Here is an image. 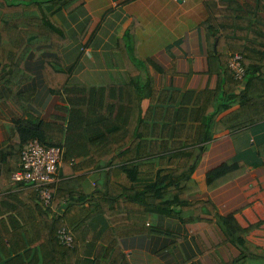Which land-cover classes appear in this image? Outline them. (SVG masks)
<instances>
[{
  "label": "trees",
  "instance_id": "obj_1",
  "mask_svg": "<svg viewBox=\"0 0 264 264\" xmlns=\"http://www.w3.org/2000/svg\"><path fill=\"white\" fill-rule=\"evenodd\" d=\"M82 4L0 0V71H7L8 100L18 113L13 133L0 149V264H129L124 243L141 242L149 233L150 215L195 220L202 213L212 214L226 238L244 253L241 264H249L257 257L246 239L250 228L239 226L232 214L217 213L210 201L188 196L196 189L191 174L214 134L225 129L236 133L264 121V21L249 12H264V0H245L244 9L236 0H203L207 16L200 26L209 42V71L215 67L219 84L214 90L182 93L179 102V91L153 90L150 81L145 86L70 84L68 73L51 66L59 59L46 58L49 89L69 104L67 125L57 128L29 108L31 93L19 90L30 78L23 58L38 46L58 53L67 38L51 15ZM235 54L245 69L241 81L228 66ZM148 90L157 100L150 99L142 114L140 103ZM192 94L196 104L188 108L186 99ZM183 110H188L187 122ZM144 126L162 128L165 145H150ZM33 139L64 150L50 206L40 201L35 188L18 183L13 191L5 189L19 168L22 148ZM234 167L225 164L209 172L208 182ZM89 170L98 175L85 193L82 184ZM63 221L72 235L70 246L59 238Z\"/></svg>",
  "mask_w": 264,
  "mask_h": 264
},
{
  "label": "crops",
  "instance_id": "obj_2",
  "mask_svg": "<svg viewBox=\"0 0 264 264\" xmlns=\"http://www.w3.org/2000/svg\"><path fill=\"white\" fill-rule=\"evenodd\" d=\"M236 1L244 9L245 0ZM249 12L253 19L260 16L264 21V12L257 8ZM206 16L203 0H83L72 12L61 10L51 15L67 43L58 53L43 46L28 51L23 66L30 78L19 90L31 93L29 108L57 128L66 127L69 104L50 91L44 75L46 58L59 59L52 61L51 66L68 73L70 84L121 86L137 82L145 86L150 81L153 90L179 91L176 102L187 91L214 90L219 78L215 67L209 71V42L200 26ZM6 74L7 71H0V149L13 133L18 118L8 100ZM150 92L141 100L142 114L150 99L157 100V95ZM194 97L193 94L187 97L188 108L196 104ZM187 111L182 112L185 122L190 120ZM197 116L194 114L193 118ZM158 120L161 124V117ZM143 133L148 134L144 139L151 141L150 145H165L164 132L159 126H144ZM261 144H264V121L236 133L225 129L214 134L191 174L196 189L188 196L190 200L210 201L217 213L232 214L239 226L250 228L246 239L257 257L249 264H264V146ZM167 145H171V139ZM225 164L235 167L208 182L207 174ZM97 175L96 171H87L83 192L92 189ZM5 189L13 191L16 186L9 179ZM146 226L149 233L141 236V242L124 243L123 252L129 264H241L244 258V253L226 238L211 213H202L195 220L155 214L149 216Z\"/></svg>",
  "mask_w": 264,
  "mask_h": 264
},
{
  "label": "built area",
  "instance_id": "obj_3",
  "mask_svg": "<svg viewBox=\"0 0 264 264\" xmlns=\"http://www.w3.org/2000/svg\"><path fill=\"white\" fill-rule=\"evenodd\" d=\"M228 66L236 80L241 81L245 69L241 64V56L233 55ZM63 148L59 146H45L37 139H33L22 148L19 168L10 174V180L14 186L22 184L38 190V197L45 206L51 205L52 193L50 188L60 180V166L63 156ZM58 234L61 242L66 246L72 243L70 228L64 221L60 223Z\"/></svg>",
  "mask_w": 264,
  "mask_h": 264
},
{
  "label": "water",
  "instance_id": "obj_4",
  "mask_svg": "<svg viewBox=\"0 0 264 264\" xmlns=\"http://www.w3.org/2000/svg\"><path fill=\"white\" fill-rule=\"evenodd\" d=\"M215 43H216V40H215ZM215 43H214V45H213L214 47H215ZM65 207H66V204L63 206V208H65Z\"/></svg>",
  "mask_w": 264,
  "mask_h": 264
}]
</instances>
